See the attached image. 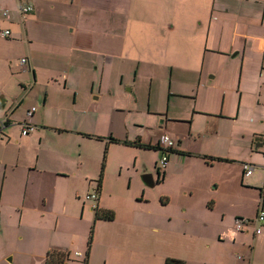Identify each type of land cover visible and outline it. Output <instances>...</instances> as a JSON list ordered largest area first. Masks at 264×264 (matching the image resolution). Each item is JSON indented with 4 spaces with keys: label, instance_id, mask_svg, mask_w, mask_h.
Wrapping results in <instances>:
<instances>
[{
    "label": "crops",
    "instance_id": "obj_1",
    "mask_svg": "<svg viewBox=\"0 0 264 264\" xmlns=\"http://www.w3.org/2000/svg\"><path fill=\"white\" fill-rule=\"evenodd\" d=\"M26 5L33 7L29 15L20 12ZM140 12L141 16H132ZM55 18L67 20L68 29L64 39L48 42L46 56L52 55L54 50L50 49L55 47L63 48L69 59L91 47L121 54L128 48L129 37L131 48H135L129 57L138 59L136 76L149 71L154 78L157 68L168 70V104L162 109L150 105L146 111H135L132 106L137 96H125L120 89L112 91L111 115L116 111L131 114L123 123L125 130L122 123L112 128L109 124L105 133L103 110L90 111L91 105L85 108L76 92L73 101L65 103H59L57 96L34 97L23 114L15 115L30 93L23 83L24 93L14 100L0 90V151L6 153L0 159V264H45L51 248L69 251L68 264L79 260L75 252L81 253V263L87 258V264H92L96 257L92 239L84 252V231L81 234L74 229L84 228L88 213L94 215L95 226L98 222L127 226V232L118 237L123 244L134 242L133 227L161 231L154 219L162 214L139 203L151 201L144 197L139 170L154 173L155 186L170 174L181 173L183 200L179 211L186 216L169 214L170 220L202 226L222 221L223 226L227 217L234 226L236 217L252 216L233 215L232 205L239 199L228 192L230 179L242 189L257 191L255 214L264 209V148H259L264 147V0H0V62L10 60L13 30L32 45L38 39L33 30ZM7 29L10 34L4 36ZM27 49L31 62L24 67L37 76L35 62L41 59L34 48ZM141 49L144 53L137 56ZM121 65L118 60L112 68L117 66L120 72ZM74 68L80 80L82 69ZM33 106L36 110L28 117L26 110ZM25 122L36 127L26 135L22 134ZM164 132L175 145L169 150L166 167L159 171L160 150L134 142L156 146ZM146 151L153 154L150 162L142 154ZM247 162L256 166L246 177L251 178L249 183L243 177ZM113 166L130 173L128 187L134 180L138 193L127 192L121 175H112ZM233 170L234 175L228 176ZM171 198L167 197L166 204ZM119 199L128 202L123 221L117 213ZM97 209L113 210L114 219H97ZM210 215H218L219 221ZM261 223L259 234L257 224L255 229L248 224L243 230L224 224L223 229L230 227L225 232L230 234L232 245L246 247L248 264H256V248L264 246ZM140 240L146 246L147 237ZM129 254L119 264H136L137 257ZM168 257L179 258L166 255L159 264ZM113 263L117 264L115 259Z\"/></svg>",
    "mask_w": 264,
    "mask_h": 264
},
{
    "label": "rangeland",
    "instance_id": "obj_2",
    "mask_svg": "<svg viewBox=\"0 0 264 264\" xmlns=\"http://www.w3.org/2000/svg\"><path fill=\"white\" fill-rule=\"evenodd\" d=\"M141 14L142 12L133 14L132 16H141ZM142 17L145 18L144 16ZM67 29V20H61V18H55L45 24L40 23L39 29L33 30L38 34L37 42H34L32 44L33 46L28 45L17 30H13L12 36H10V40H14L10 41V60L5 63L0 62V90L3 94L5 93L9 99L14 100L24 93L25 90L22 91L20 86V83H23L27 92L30 93L27 97L28 101H26L21 108L17 109L15 115L23 114L27 106H30L32 103L29 101H32L34 97H41L43 99L44 96H57L56 99L59 100V103H65L67 100H71L72 102L74 94L77 93L81 105L85 108L91 105L90 111L100 110L101 112L103 110L104 113L102 114L106 121V125L104 126L105 130L103 132L107 133L109 124V128H112L115 124L120 123L121 125L122 123L121 128L125 130V128H123V123L127 119V115L131 114L128 113V111H116L113 116L111 115L112 98L110 94L112 91L120 89L125 96L128 94L137 96L135 100L136 103L132 106V110L135 111H146L150 105L152 108L154 107V109L166 108L169 97L168 87L170 79L168 70L157 68L154 78L149 76V71H142L140 75L137 74L136 76L135 71L138 67V59L133 61V58L129 57H133L135 50V48H131L132 43L130 44L129 37H127L128 43H126L128 48H123L122 57H120L122 52L121 54L108 52L104 47L83 48L81 49L82 53L77 52V55H75L73 59H69L65 55V52H63L65 50L63 48L55 47L50 49L54 50V52L50 51L52 55L49 54V57L46 56L48 54L45 53L44 47L48 46L49 41L56 42L58 39H64ZM99 39L100 37L96 34V40L98 41ZM121 39L123 41L125 38L121 37ZM3 42L4 48H6L7 44L4 40ZM39 42L41 43L40 47L36 45ZM118 44L120 45L119 41ZM1 47L3 48V46ZM27 48H34L36 52L35 55L38 54L41 59L38 60V63L35 62L38 70L37 76L24 67L31 62L30 49ZM141 52L144 53V50H138L136 55H140ZM23 58L25 62L22 61ZM118 60L122 62V65L119 67L120 72H118L117 66L112 68L113 63L118 62ZM75 66L82 69L83 76L80 80L78 78L79 75L76 74L78 70L74 68ZM97 96L100 98L96 99L95 97ZM124 101L123 99L120 103ZM142 114L141 116L143 117ZM108 135L110 134H107V136ZM259 148L262 149L264 147L261 146ZM115 153H118V151H115ZM142 154L148 162L152 160L153 154L151 152L146 151ZM5 155V152L3 153V151H0V159L3 160ZM120 156L119 153L116 157ZM247 163L252 164V162ZM2 171L3 167L0 166V174ZM111 172L112 175H121L123 184L126 185L127 192L130 195L138 193V184L135 183L134 180H132L131 186L128 187L130 184L128 178L130 173L125 168L121 169L118 166H113ZM138 173L139 176H142L140 170ZM234 173L235 171L233 170L228 176L234 175ZM246 179L248 183L251 180L250 177ZM181 182V173H174L170 174L164 182L157 183L155 187L144 184L146 195L144 197L147 200L151 199V201H140L139 203L142 208H152L162 214L154 219L155 224L161 228V231L152 232L147 230L149 227H133L132 234L133 236L135 235L134 242L123 244L122 239L118 238L127 232V226L120 222H98L95 226L94 215L92 216L91 213L85 214L84 220L86 223H84V228L83 226H77L74 229H78L79 232L81 231V234L84 231V252L87 250L86 246L91 237V247L97 257L94 256L95 258L92 264H104L103 260H105L107 264H115L113 263L114 259L117 264H119L120 261L129 257V252L137 257L136 264H159V259H163L166 255H175L184 260L186 264H248L250 255L247 253L246 247L236 248L232 245L230 234L225 232L230 230V227L228 229H223L225 226L224 224H229L230 222L227 217L223 226L221 225L222 221H219L218 215H214V217L210 215V218L219 221V224L209 222L207 225L203 226L201 223L185 224L184 220L177 218L170 220L167 217L169 214H180L183 219L186 216V214L179 211L180 201L183 200L181 195ZM227 188L228 192H231L236 196V199H239L235 200L232 205L233 215L242 213L252 214V216L247 217L254 218L256 216L255 211L258 201L257 191L250 188L242 189L233 179H230ZM139 195L138 197H142V194ZM167 197L172 198L169 200V203L166 204L165 201ZM118 202L120 207L117 213L120 221H123L121 218L128 214L127 210L124 208L128 205V202L126 199H119ZM240 205L241 207H239ZM190 213L192 215L199 214V212ZM253 223L254 224L251 223L249 227L255 229L256 223ZM261 224L264 225V221ZM229 225L235 227V221L234 226L233 224ZM144 235L148 239L146 246L142 244L140 240V237ZM249 238V241L253 242V239L251 237ZM110 243L112 244L110 245ZM130 246H133V248L129 249V252L124 250V248L127 249ZM74 251L75 250H73V253ZM256 257V264L264 261V246L260 245L256 248ZM77 259L79 260L72 261L71 264H83L81 263L83 259L82 256L77 257Z\"/></svg>",
    "mask_w": 264,
    "mask_h": 264
},
{
    "label": "built area",
    "instance_id": "obj_3",
    "mask_svg": "<svg viewBox=\"0 0 264 264\" xmlns=\"http://www.w3.org/2000/svg\"><path fill=\"white\" fill-rule=\"evenodd\" d=\"M32 10H33V7L31 5L21 6L20 8V12L23 15L28 14ZM9 34H10V30L8 29L3 32L4 36L9 35ZM263 47H264V38H263ZM22 61L25 62V59L23 58ZM35 110H36L35 106L28 109L27 116L31 117ZM25 123L26 125L22 129V134L26 135V134H29L31 131L35 130L36 128L35 125H32L31 123H27V122ZM174 145H175V140L171 137V135L168 132H164L160 136L159 138L160 157L158 160L159 171L164 170V168L166 167L167 162L169 160V154H168L169 150H171L174 147ZM255 168L256 166L253 164H249V163L243 164V177L246 178L250 176L251 174H253V172L255 171ZM91 196L95 198L96 194H92ZM263 221H264V209L261 207L258 210L255 218L253 219L247 218V217H236L235 228L237 230H243L246 225L250 224L251 222H255L257 224L256 233L259 234L262 232V227L259 224ZM75 255L80 256L81 253L75 252Z\"/></svg>",
    "mask_w": 264,
    "mask_h": 264
},
{
    "label": "trees",
    "instance_id": "obj_4",
    "mask_svg": "<svg viewBox=\"0 0 264 264\" xmlns=\"http://www.w3.org/2000/svg\"><path fill=\"white\" fill-rule=\"evenodd\" d=\"M134 143L142 145L146 148H158L160 150L159 144L154 146L150 144H141L139 142H134ZM114 217H115V213L113 210L97 209L96 211L97 219L112 220L114 219ZM90 241H91V237H90ZM70 258L71 257H70L69 251H66L60 248H51L47 251L45 264H68ZM83 264H87V258L83 261ZM164 264H186V262L179 258L168 257L165 260Z\"/></svg>",
    "mask_w": 264,
    "mask_h": 264
},
{
    "label": "water",
    "instance_id": "obj_5",
    "mask_svg": "<svg viewBox=\"0 0 264 264\" xmlns=\"http://www.w3.org/2000/svg\"><path fill=\"white\" fill-rule=\"evenodd\" d=\"M260 145H261V143H259V144L256 145V146L258 147V146H260ZM158 172H159V171H158ZM158 172H157V173H158ZM141 178H142V181H143V183H144L145 185L150 186V187H155L157 180H156V178L154 177V173H152V172L144 173V174H142Z\"/></svg>",
    "mask_w": 264,
    "mask_h": 264
},
{
    "label": "bare ground",
    "instance_id": "obj_6",
    "mask_svg": "<svg viewBox=\"0 0 264 264\" xmlns=\"http://www.w3.org/2000/svg\"><path fill=\"white\" fill-rule=\"evenodd\" d=\"M98 194V193H97Z\"/></svg>",
    "mask_w": 264,
    "mask_h": 264
}]
</instances>
